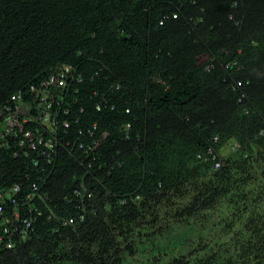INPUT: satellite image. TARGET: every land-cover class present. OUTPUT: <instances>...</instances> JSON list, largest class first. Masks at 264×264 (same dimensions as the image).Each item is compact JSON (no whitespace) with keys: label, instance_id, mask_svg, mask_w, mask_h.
<instances>
[{"label":"trees","instance_id":"16d2710c","mask_svg":"<svg viewBox=\"0 0 264 264\" xmlns=\"http://www.w3.org/2000/svg\"><path fill=\"white\" fill-rule=\"evenodd\" d=\"M64 65L82 78L78 108L112 133L106 166L93 163L87 177L97 213L56 231L49 207L36 203L33 237L0 247V264H264V0H0V107ZM242 93L259 114L242 118ZM103 99L118 110L95 113ZM238 131L253 135L247 153L214 170L204 160L209 146L222 145L213 138ZM15 148L10 138L0 150V188L20 183L28 194L32 177ZM79 172L64 158L49 178L61 215L74 211L62 199ZM235 218H247L256 237L232 229ZM163 224L165 242L156 243L150 238ZM143 239L156 251L139 261ZM185 243L192 251L180 250Z\"/></svg>","mask_w":264,"mask_h":264},{"label":"clouds","instance_id":"9594fccd","mask_svg":"<svg viewBox=\"0 0 264 264\" xmlns=\"http://www.w3.org/2000/svg\"><path fill=\"white\" fill-rule=\"evenodd\" d=\"M193 4L195 3L193 2ZM201 11L203 12V9H201ZM173 16L176 18V14ZM195 20H197V17H195ZM209 59L210 56L200 57L198 58V64L208 62ZM232 64L236 65V62H233ZM230 65L231 64L228 63L227 65L222 66L228 67ZM213 67L214 65L211 63L205 66V69L210 71ZM70 75V66H60L53 74L41 80L38 84L31 85L26 93L21 91L13 93H20L23 97L24 106L28 109H31L32 112L34 110L35 113L39 106L45 107L47 104H51L52 118L49 121L45 120L43 123H40V125L37 122H30L29 124H25V129L34 133L38 132V134H41V136L43 135L45 140H53V142L57 144L54 149L55 152L48 150L49 148H45L43 144H37L35 150H28V152L21 151L18 144L19 138L8 136L5 139H0V150L7 147V143L10 138L15 140L16 148L13 150L14 154H12V156L14 158H22L27 162L26 179L29 181L32 177L30 183H28V187L30 188L28 194L32 195L31 199L29 200V204L28 206L25 205L23 207L21 205L24 212L21 213V207L17 208L16 211H18L22 217L32 216L28 211H26L25 208L30 207V205L37 207L36 203L41 202L42 204H45L47 208L49 207L47 219L50 222L53 220L57 221L58 227H56V231H59L61 228H70L74 227L75 225L82 224L90 215L95 214V212L97 213V206H95V195L94 192L88 187L87 181L89 178L87 177L91 176V173L94 170L93 163L103 160L102 164H105L106 166V150L104 148L106 142L111 138L112 135L109 129L102 127L101 122L98 121V119L94 121L87 119L85 115H83L85 108H78L79 101L77 98V92H79V90L77 83H81L82 78L80 75H78L76 76L75 81L74 76L72 75L70 78ZM51 79H54V83L48 84ZM60 80H63L64 84L60 85ZM242 83V81H238L236 86L233 87V91H237V89L241 88ZM115 84L118 88H120V82H116ZM11 97L4 106L0 107V113L7 106L11 105ZM247 100V96L243 93L238 96V106L241 110V116L243 115L242 118H248L254 113H260L256 108H248ZM104 108L108 109L109 111L118 110V108H116L114 105L107 106L106 99H103L101 103H96L93 110L95 113H102ZM126 113H130V109H127ZM132 129L133 126L131 123H125L124 126H122L125 137H128ZM238 134L239 131L236 134H227L224 136V138H222L220 135H216L213 138L212 141L214 145L218 144L219 142H222V145L219 146L220 149L209 146L210 148L207 150V155L204 157V160L211 161L214 170L221 168V166L224 164L222 160L223 158L225 159L232 157L234 159V156L236 155L247 153L244 151V142L253 139V135L251 133H245L241 136V138H239ZM263 135L264 130H260L258 136ZM36 137H38V135H36ZM26 142L29 146V140H26ZM247 147L250 150L255 151L258 149L254 145H249ZM42 149L49 151L51 153V157L49 158L42 155ZM224 149H226L225 152ZM64 158H73L80 167V181L75 184L71 194L64 196L62 199V201L66 204L65 207H70L74 210L68 215H61L59 209L60 205L58 204L59 201H54L52 196L46 192L47 187L50 185V183L52 184L49 178H51L53 174L57 172L58 164L60 160ZM198 158H200V156ZM86 159L91 160H88L90 162L87 163L85 161ZM73 168L75 167H72L71 169ZM260 182L264 187V179H262ZM20 185L22 186V193L14 196H17L19 202L22 203L25 201L28 194L23 192V185ZM34 185L38 186V189L35 191ZM9 188L11 187H8V189L0 188V193L7 196H12V192L9 190ZM41 189L44 190L43 195L39 194ZM19 195L23 198H18ZM42 196H46V200H42ZM0 199H3L1 195ZM125 202L126 200L123 201V204ZM9 207H11V205L6 204L5 208L7 209ZM58 209L59 212H57ZM14 211L11 214H13ZM6 212L7 211L5 210V213ZM41 216L42 214H37L36 220L31 226L23 224L21 220H19L17 224L15 223L13 227L15 232L14 235L11 236L13 238L12 247L8 248L2 244H0V247L2 249L11 250L26 243L29 239H31V237H33L32 235L38 226V219ZM247 218H243L241 220L235 218L234 220H231L230 224L235 222L232 225V229L235 231L242 230L246 233L253 234V237H256L257 233L255 227H252L250 224L246 223Z\"/></svg>","mask_w":264,"mask_h":264},{"label":"built area","instance_id":"2783aa9c","mask_svg":"<svg viewBox=\"0 0 264 264\" xmlns=\"http://www.w3.org/2000/svg\"><path fill=\"white\" fill-rule=\"evenodd\" d=\"M54 83V79L48 84ZM60 85L64 84L63 80H60ZM52 118V109L51 104H47L45 107L39 106L35 111L28 109L24 106L23 97L19 94H13L11 97V105L7 106L1 113H0V139L7 138L8 136H12L14 138H19V148L21 151L28 150H35L37 144L44 145L45 148H49L48 150H52L53 152L55 149L56 143L53 140L48 139L45 140L43 135L34 133L30 130L25 129V124H29L30 122H37L39 125L43 123V121H49ZM54 123V122H53ZM40 132V131H39ZM38 135V137H36ZM26 140H29V146ZM42 155L46 157H51V153L46 150H41ZM38 189L37 185H34V191ZM9 190L12 192V196H7L2 193L0 195L3 199H0V226L4 229L5 236H0V244L3 246H7L11 248L13 245V238L11 237L14 235L15 229L13 228L15 223L19 220L23 222L25 225L31 226L35 220L36 216L41 215V210L36 207L30 205V207H26V211H28L32 216L22 217L18 211H16L17 206L21 203L17 199V194L22 193V186L18 183L13 184ZM32 195L28 194L26 196L25 201L22 202V206L29 204V200L31 199ZM42 200H46V196L41 197ZM21 201V200H20ZM6 204L11 205V207L15 210L13 214L5 213ZM35 215V216H34ZM14 216V217H13ZM13 217V218H11ZM1 230V228H0ZM8 237V239H5Z\"/></svg>","mask_w":264,"mask_h":264},{"label":"rangeland","instance_id":"374dc122","mask_svg":"<svg viewBox=\"0 0 264 264\" xmlns=\"http://www.w3.org/2000/svg\"><path fill=\"white\" fill-rule=\"evenodd\" d=\"M226 151V149H224V152ZM216 220L219 219L218 217V211L215 212L214 216ZM198 214H196L194 217L191 218V223H198ZM219 221V220H218ZM216 221V222H218ZM157 230V238H154V237H151L150 239L153 240L154 242L156 243H164L165 241L163 240V237L165 236V234L163 232H165L166 230V227L163 226L160 227V228H156ZM162 234V235H161ZM197 233H194L192 235V240H195L196 239V236L195 235ZM187 247H190L189 245H187L186 243L180 248V250L184 253H186L188 250H186ZM191 248V247H190ZM153 251H156L154 249H151V247L147 246L146 245V241L143 239L142 240V243L139 245V248L137 249V254L135 255V257H137L139 259V261H143L145 260L148 256H152L153 255ZM191 251H192V248H191ZM136 263H139L138 261H136Z\"/></svg>","mask_w":264,"mask_h":264}]
</instances>
